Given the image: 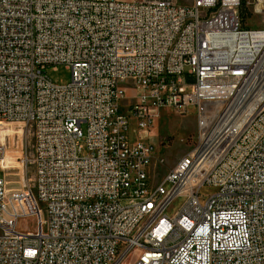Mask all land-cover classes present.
<instances>
[{"label":"built area","instance_id":"built-area-1","mask_svg":"<svg viewBox=\"0 0 264 264\" xmlns=\"http://www.w3.org/2000/svg\"><path fill=\"white\" fill-rule=\"evenodd\" d=\"M257 15L264 0H0V264H264ZM60 64L64 85L47 74ZM164 106H195L197 135L154 182L153 146L127 131ZM19 125L33 174L12 187L6 129ZM23 216L37 229L19 231Z\"/></svg>","mask_w":264,"mask_h":264},{"label":"rangeland","instance_id":"rangeland-1","mask_svg":"<svg viewBox=\"0 0 264 264\" xmlns=\"http://www.w3.org/2000/svg\"><path fill=\"white\" fill-rule=\"evenodd\" d=\"M177 1L183 5L192 4V0ZM246 23L252 27L264 26V17L257 15ZM47 74L55 83L60 85L67 84L72 77L71 70L62 64L55 68L49 67ZM124 86L128 95L129 93L132 95L135 91L138 94L143 92L141 88L134 89V84L130 80L125 81ZM128 104L129 98L125 97L121 101L119 108L121 114H128ZM155 111L158 112V116L154 119L151 128H139L137 120L130 116L127 135L130 140L141 139L153 146L152 163L149 167V172L153 181L158 182L194 147L197 135V119L195 106L188 107L183 113L166 106L160 107ZM6 131L11 135V142L10 140L7 141L9 151L4 158L8 164L11 163L7 180L10 181L12 187H18L16 183L20 181V178L24 182L26 175L32 177L33 174L31 163L26 165L25 168L21 163L22 157L26 154H32V129L29 126L19 125L12 126ZM3 175L4 171L0 165V176ZM213 192L214 188L208 185L202 189L204 196H208ZM184 201L185 198L182 196L175 198L167 212L168 215H174ZM17 228L19 231H34L37 229L36 219L30 216L20 217L17 222Z\"/></svg>","mask_w":264,"mask_h":264}]
</instances>
